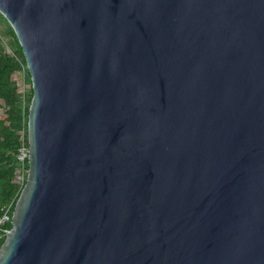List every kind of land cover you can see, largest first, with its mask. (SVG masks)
I'll list each match as a JSON object with an SVG mask.
<instances>
[{
	"label": "water",
	"instance_id": "water-1",
	"mask_svg": "<svg viewBox=\"0 0 264 264\" xmlns=\"http://www.w3.org/2000/svg\"><path fill=\"white\" fill-rule=\"evenodd\" d=\"M0 13L33 88L0 264H264V0Z\"/></svg>",
	"mask_w": 264,
	"mask_h": 264
},
{
	"label": "trees",
	"instance_id": "trees-1",
	"mask_svg": "<svg viewBox=\"0 0 264 264\" xmlns=\"http://www.w3.org/2000/svg\"><path fill=\"white\" fill-rule=\"evenodd\" d=\"M0 18L7 23L4 33L10 37V51H6L3 44V34L0 33V99L5 102L6 110L0 115V217L9 208L11 214L15 209L22 186L16 181L19 169V152L25 143L29 147L28 117L33 88L23 102L14 75L17 71L27 67L19 39L7 21L0 13ZM31 76V75H30ZM29 168V162L27 164ZM12 228V222L0 225V248L6 233Z\"/></svg>",
	"mask_w": 264,
	"mask_h": 264
},
{
	"label": "rangeland",
	"instance_id": "rangeland-1",
	"mask_svg": "<svg viewBox=\"0 0 264 264\" xmlns=\"http://www.w3.org/2000/svg\"><path fill=\"white\" fill-rule=\"evenodd\" d=\"M6 31H7V23L0 18V33L3 34V40H4L3 44H4L6 51H10L11 50L9 46L10 37L4 34ZM14 78L17 84H19V88L21 92L24 91L26 96L31 93L32 91L31 76L29 75V72L25 67L17 71L14 75ZM5 110H6L5 102L0 99V115H3L5 113Z\"/></svg>",
	"mask_w": 264,
	"mask_h": 264
},
{
	"label": "built area",
	"instance_id": "built-area-1",
	"mask_svg": "<svg viewBox=\"0 0 264 264\" xmlns=\"http://www.w3.org/2000/svg\"><path fill=\"white\" fill-rule=\"evenodd\" d=\"M19 92H20V94L22 93L21 98H22L23 102L26 103V97L27 96H26L25 92L24 91L21 92L20 88H19ZM18 158H19V169H18V173L16 175V181L23 188L24 184L26 183L27 175L29 172V168L27 166V164L29 162V147L25 143L20 148ZM9 208L10 207H8V209L6 210L4 215L0 217V225H3L7 222L12 221V214H11Z\"/></svg>",
	"mask_w": 264,
	"mask_h": 264
}]
</instances>
